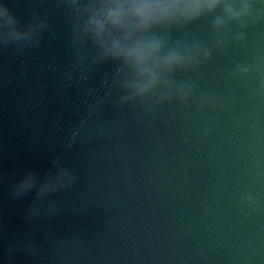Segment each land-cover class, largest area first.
Returning a JSON list of instances; mask_svg holds the SVG:
<instances>
[{"label":"water","instance_id":"obj_1","mask_svg":"<svg viewBox=\"0 0 264 264\" xmlns=\"http://www.w3.org/2000/svg\"><path fill=\"white\" fill-rule=\"evenodd\" d=\"M6 2L43 27L0 48V264H264V25L191 74L207 106L119 105L117 67L73 42L55 0ZM57 168L73 182L13 207Z\"/></svg>","mask_w":264,"mask_h":264},{"label":"clouds","instance_id":"obj_2","mask_svg":"<svg viewBox=\"0 0 264 264\" xmlns=\"http://www.w3.org/2000/svg\"><path fill=\"white\" fill-rule=\"evenodd\" d=\"M55 7L67 19L73 42L90 46L93 63L117 67L119 105L195 101L207 106L210 97L198 94L191 74L214 53L243 44L250 30L264 25V0H55ZM197 23H204L202 34L188 31ZM42 27L35 18L22 26L6 0H0V48L32 45ZM250 71L249 64L236 63L230 75L245 79ZM73 180L68 169L57 168L13 190L11 203L31 211ZM252 200L248 194L240 203L247 206Z\"/></svg>","mask_w":264,"mask_h":264}]
</instances>
